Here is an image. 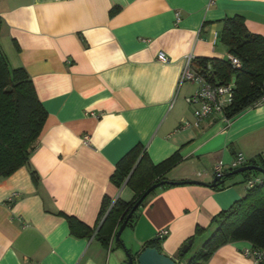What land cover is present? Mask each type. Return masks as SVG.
I'll use <instances>...</instances> for the list:
<instances>
[{"label":"crops","instance_id":"1","mask_svg":"<svg viewBox=\"0 0 264 264\" xmlns=\"http://www.w3.org/2000/svg\"><path fill=\"white\" fill-rule=\"evenodd\" d=\"M235 15L264 37V0H0V49L47 114L28 165L0 178V264H126L125 250L137 256L162 231L159 251L176 261L197 227L210 233L212 217L247 190L242 174L209 187L213 169L264 154V103L196 121L188 98L197 85L178 82L188 56L229 57L220 31ZM138 144L153 164L179 155L166 181L202 185L155 189L122 231L123 247L113 236L105 248L94 235L102 203L132 200L111 176ZM237 155L245 163L233 167ZM65 216L93 233L74 235ZM249 245L226 244L204 264H256L243 255Z\"/></svg>","mask_w":264,"mask_h":264},{"label":"trees","instance_id":"2","mask_svg":"<svg viewBox=\"0 0 264 264\" xmlns=\"http://www.w3.org/2000/svg\"><path fill=\"white\" fill-rule=\"evenodd\" d=\"M220 41L227 47L228 55L240 61L239 68H233L227 59L215 58H194L193 67L201 74L216 77L222 83L234 80L233 102L225 110L226 117L230 119L243 110L254 107L264 95V37L251 33L244 19L235 15L222 21ZM208 65L210 70H207ZM46 115L26 71L23 68H10L0 49V178L9 177L28 165ZM179 161V155L174 154L159 164H153L143 146L138 144L117 162L111 182L117 187L125 183L134 192V196L129 202L119 199L113 202L103 201L99 224L94 231L96 240L103 247H108L111 238L117 233V228L119 229L143 192L151 185L165 181V175ZM245 165L264 168V155L248 160ZM232 170L224 171L222 175ZM256 174L258 172L254 171L242 173L247 187L244 196L227 210L212 217L209 234L206 235V230L197 227L194 235L180 247L176 261L174 260L176 264H204L220 247L233 242H247L250 244L247 249L264 252V175L260 178ZM31 176L36 181L34 171H31ZM234 176H222V179L226 181ZM255 179L259 181L248 187V181ZM220 186L222 183L214 188ZM154 192L155 190L141 202L126 226L134 224L140 208ZM65 218L74 235L87 237L93 233L76 218ZM195 237H205L201 246L192 251V245L186 253L181 254L182 247L188 241L194 243ZM159 241L160 238L149 240L143 249L152 247L159 251ZM117 243L123 247L121 240ZM261 264H264V260Z\"/></svg>","mask_w":264,"mask_h":264},{"label":"built area","instance_id":"3","mask_svg":"<svg viewBox=\"0 0 264 264\" xmlns=\"http://www.w3.org/2000/svg\"><path fill=\"white\" fill-rule=\"evenodd\" d=\"M178 20L179 14H176V21ZM157 59L162 63H166L168 61L163 52L158 53ZM193 59L194 58L191 56L186 58L178 84L181 85L182 83L190 82L197 85L194 93L188 98V103L195 107L194 117L196 121H200L203 118L209 117L213 114H222L225 119H228L225 115V110L233 102L234 80L232 79L229 82L222 83L217 80L216 77L213 78L212 75L201 74L193 67ZM227 60L233 68H239L241 65L240 61L234 56H229ZM207 70H210L209 65L207 66ZM261 103H264V95L256 105ZM244 163V158L241 155H237L234 160L233 167L243 165ZM213 171L216 176L222 175V165H216ZM258 181V179L250 180L248 181L247 186H252ZM166 235L167 232L162 231L159 237L163 238ZM243 255L250 257L256 264H261V262L264 260V252H260L258 250L246 249L243 251Z\"/></svg>","mask_w":264,"mask_h":264},{"label":"water","instance_id":"4","mask_svg":"<svg viewBox=\"0 0 264 264\" xmlns=\"http://www.w3.org/2000/svg\"><path fill=\"white\" fill-rule=\"evenodd\" d=\"M252 171L258 172V173L264 175V168L257 166V165H244V166H240V167H238L232 171H229V172L225 173L224 175L215 176L212 183L208 186L209 187H215L216 185L223 183L224 180L222 179V176L229 177V176L242 174L244 172H252ZM187 184H197V185L201 184L202 185V183L197 182V181L170 182V181L165 180V181H161L159 183L153 184L149 188H147V190H145L143 192V194L140 196V198L135 203V205L133 206L130 213L126 216L125 220L123 221V223L121 224V226L117 230V233L115 235V241L118 242L120 240V235H121L122 231L124 230V228L126 227L129 218L131 217L133 212L140 206L141 202L152 191H154L155 189H157L161 186H165V185L175 186V185H187ZM192 244H193L192 241H188L187 244H185L182 247V253L181 254L186 253L188 251V249L192 246ZM125 254L127 256L126 264H176L174 262V260H172L171 258L160 253L156 248H152V247L144 248L135 257H133V255L130 254L129 252H127L126 250H125Z\"/></svg>","mask_w":264,"mask_h":264},{"label":"rangeland","instance_id":"5","mask_svg":"<svg viewBox=\"0 0 264 264\" xmlns=\"http://www.w3.org/2000/svg\"><path fill=\"white\" fill-rule=\"evenodd\" d=\"M224 56L226 57V54H224ZM257 175V177H263V175L262 174H260V173H258V174H256ZM253 176V175H252ZM196 247H197V245H196V243L193 245V247H192V251H195L196 250Z\"/></svg>","mask_w":264,"mask_h":264}]
</instances>
